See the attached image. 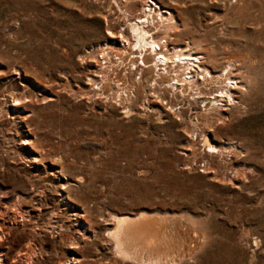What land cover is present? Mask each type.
<instances>
[{
	"label": "rangeland",
	"instance_id": "rangeland-1",
	"mask_svg": "<svg viewBox=\"0 0 264 264\" xmlns=\"http://www.w3.org/2000/svg\"><path fill=\"white\" fill-rule=\"evenodd\" d=\"M100 1L0 0V198L8 215L35 208L10 223L6 264H129L107 233L113 214L141 211L175 226L187 252L172 264H264V0H154L179 20L171 45L201 44L212 70L234 58L247 83L235 106L178 115L180 97L165 92L170 108L148 85L129 114L94 94L112 43L103 13H120ZM202 131L224 150L206 154Z\"/></svg>",
	"mask_w": 264,
	"mask_h": 264
},
{
	"label": "bare ground",
	"instance_id": "bare-ground-1",
	"mask_svg": "<svg viewBox=\"0 0 264 264\" xmlns=\"http://www.w3.org/2000/svg\"><path fill=\"white\" fill-rule=\"evenodd\" d=\"M112 1L113 3L115 2L120 13L117 15V19L113 18L114 14H117L115 11L117 8L114 10L112 7L114 5L111 3L108 5V10L103 13L108 21V32L112 43L101 45V51L98 53V56L102 53V60H105V62L99 59L96 60L100 63L99 65L103 70V72L100 71L102 74L96 71L101 77L97 78L98 80L89 78L91 87L96 86L94 87V90L97 89L94 93L95 95L104 94L108 100L112 98L119 103L121 101L123 103L126 101L127 103L128 101L129 106H124L125 112L128 114L130 111L131 113L133 111L132 101L141 93L142 88L146 85H148L146 95L149 100L150 98H155L158 101L164 100L170 108L176 104H172L173 97L176 100L180 97L178 104L181 106L175 109L177 115L183 113H181L183 111L181 107H184L185 103L191 109L196 107V103L199 104V107L200 103H202L201 110L203 114L210 113L213 110L219 113L221 109H224L225 105L235 106L236 103L238 104L239 100L236 97L238 95L236 92L245 88V84L247 83L240 81V77L243 78V76L234 75V69L237 67V62L234 58H228L222 67L212 70L208 65L207 55L201 50H195V46L199 43L193 45L194 43L192 44L189 41L186 44L184 43V45L170 44L173 34L176 32L178 34L177 30L180 25L175 13L163 10L162 6L154 0H141L136 10L134 8V5H137L135 0H122V2L111 0L109 2ZM108 48L110 50L114 49L118 53L121 52V54L123 52L128 53L129 56L131 55L129 62L127 64L124 63V56L123 58L120 56L114 61L111 60ZM118 53L115 54L117 55ZM124 64L128 66L126 69L128 68L129 70L127 69L128 72L122 75L123 69L120 71L118 68L121 65L124 66ZM129 73L130 76L133 75L131 82ZM149 73L150 75H148ZM105 90L109 91V93L107 94ZM167 91L172 92V99L166 97L165 92ZM15 100H18V98ZM192 124L195 126L199 125L195 121ZM200 142L206 154L207 152H214L213 154H215V152L223 148V146L221 147L214 143L210 136L204 132L201 134ZM18 198H21L23 201L25 195H18ZM1 201H3L2 198H0V264H6L7 246L5 247L1 241L7 237L6 235H9L10 227L12 229L10 223L23 219L24 212H27L28 216H33L35 208L33 205L32 208L24 204V202L19 201L17 213L10 212L8 215L9 209L7 211L5 208L6 204L4 206ZM154 216H156L154 213L147 211H141L136 216L113 214L114 226L108 230L107 236L112 241L115 254L118 258L127 260L129 264H172L183 258H181V254L185 256L187 250L184 249V252L175 251L174 249L175 246L172 242L176 241V236L173 237L175 234L171 233V228L175 226L170 228L171 224L170 226L168 225L172 221L165 224L166 220L163 221L162 218V220H158L159 216ZM197 229L194 230L197 231ZM176 231L178 233L179 230L177 229ZM192 237L190 238L192 239ZM199 237L201 236L198 235ZM177 238L179 239L178 236ZM185 238L188 239L187 237ZM181 239L183 241L184 237ZM255 242L257 243V240ZM196 243L198 244V242ZM196 245L191 244L190 248H194L193 250H195ZM186 249L188 248L186 247ZM198 249L199 247L196 250ZM189 254L187 253V255Z\"/></svg>",
	"mask_w": 264,
	"mask_h": 264
},
{
	"label": "built area",
	"instance_id": "built-area-1",
	"mask_svg": "<svg viewBox=\"0 0 264 264\" xmlns=\"http://www.w3.org/2000/svg\"><path fill=\"white\" fill-rule=\"evenodd\" d=\"M256 240H257V242H258L259 239L255 236L254 239H253V241H254L255 244H257V243L255 242Z\"/></svg>",
	"mask_w": 264,
	"mask_h": 264
}]
</instances>
